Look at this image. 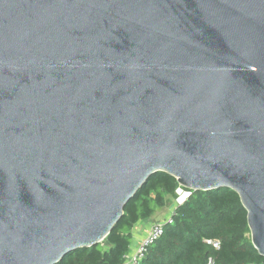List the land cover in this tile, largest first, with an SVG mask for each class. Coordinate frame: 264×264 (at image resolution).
I'll list each match as a JSON object with an SVG mask.
<instances>
[{
	"label": "water",
	"instance_id": "obj_1",
	"mask_svg": "<svg viewBox=\"0 0 264 264\" xmlns=\"http://www.w3.org/2000/svg\"><path fill=\"white\" fill-rule=\"evenodd\" d=\"M160 171L264 256V0H0V264L98 245Z\"/></svg>",
	"mask_w": 264,
	"mask_h": 264
},
{
	"label": "trees",
	"instance_id": "obj_2",
	"mask_svg": "<svg viewBox=\"0 0 264 264\" xmlns=\"http://www.w3.org/2000/svg\"><path fill=\"white\" fill-rule=\"evenodd\" d=\"M176 177L158 172L127 203L124 215L98 245L79 248L57 264H122L135 243L134 230L140 222L153 218L158 208L179 197ZM165 220L163 234L148 248L139 264H264L255 248L247 210L239 194L231 188L192 190ZM205 239H218L215 249Z\"/></svg>",
	"mask_w": 264,
	"mask_h": 264
},
{
	"label": "built area",
	"instance_id": "obj_3",
	"mask_svg": "<svg viewBox=\"0 0 264 264\" xmlns=\"http://www.w3.org/2000/svg\"><path fill=\"white\" fill-rule=\"evenodd\" d=\"M170 221V216L166 219ZM164 221L155 222L150 225L145 236L139 241L136 247L131 248L126 260L122 264H139L145 257L148 248L163 234ZM205 242L210 244L215 249L221 247V242L218 239H205ZM207 264H216L213 257H209Z\"/></svg>",
	"mask_w": 264,
	"mask_h": 264
},
{
	"label": "crops",
	"instance_id": "obj_4",
	"mask_svg": "<svg viewBox=\"0 0 264 264\" xmlns=\"http://www.w3.org/2000/svg\"><path fill=\"white\" fill-rule=\"evenodd\" d=\"M170 201H168L169 203ZM175 208V205L172 203L170 205V212L168 213H164L163 217H162V221H165L170 215L172 210ZM165 208H162V210ZM158 219V218H157ZM152 222V220L149 221H144L141 224H139L135 230H134V237H135V243L132 245V248L136 247L137 244L139 243V241L145 236L146 232L148 231L149 227H150V223Z\"/></svg>",
	"mask_w": 264,
	"mask_h": 264
},
{
	"label": "rangeland",
	"instance_id": "obj_5",
	"mask_svg": "<svg viewBox=\"0 0 264 264\" xmlns=\"http://www.w3.org/2000/svg\"><path fill=\"white\" fill-rule=\"evenodd\" d=\"M179 194V197L182 195V192L181 193H178ZM187 198V197H186ZM174 204L175 205V208H176V205L180 204V201L178 200V198L176 200H173V199H170V202L167 204V206L165 207V209H161V208H158L153 216V218L151 219L152 222L150 223V225L154 224L155 222H159V221H162V217L164 215V213H168L170 212V205L171 204ZM174 210V209H173ZM173 210L171 213H173ZM158 218V219H157ZM161 218V219H160ZM142 222H140L139 224H141ZM138 224V225H139ZM137 225V226H138ZM136 226V227H137ZM133 241H134V238H133ZM133 241H132V245H133Z\"/></svg>",
	"mask_w": 264,
	"mask_h": 264
}]
</instances>
